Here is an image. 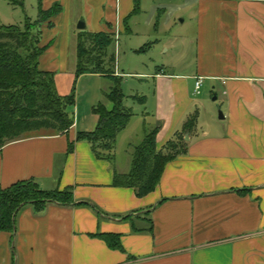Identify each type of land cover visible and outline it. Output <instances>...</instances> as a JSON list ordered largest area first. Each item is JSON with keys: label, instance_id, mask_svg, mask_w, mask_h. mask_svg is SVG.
Here are the masks:
<instances>
[{"label": "crops", "instance_id": "0c3cea01", "mask_svg": "<svg viewBox=\"0 0 264 264\" xmlns=\"http://www.w3.org/2000/svg\"><path fill=\"white\" fill-rule=\"evenodd\" d=\"M40 1L45 10L56 3L63 8L41 26L46 51L39 60L41 70L56 74L61 96L71 94L76 79L78 35L84 32L78 24L112 35L113 42L134 33L131 21L141 12V0ZM184 1L196 27L193 70L146 75L153 80V102L146 99L145 110L133 113L143 117V135L124 138L133 116L117 137L113 162L76 142L79 132L97 128L95 96L87 103L90 112L81 113L78 103L72 108L75 124L67 134L26 138L0 151V188L35 180L47 191L72 188L75 202L50 204L40 214L31 206L21 209L14 232H0V264H264V0ZM115 73L124 78L116 65ZM198 78L200 99L194 93ZM208 87L224 119L214 108L203 126L199 108ZM193 116L195 126L186 133ZM156 128L158 151L182 136L186 153L166 165L157 188L143 197L115 187V171H131L134 148ZM98 234L119 235L122 250Z\"/></svg>", "mask_w": 264, "mask_h": 264}, {"label": "trees", "instance_id": "16d2710c", "mask_svg": "<svg viewBox=\"0 0 264 264\" xmlns=\"http://www.w3.org/2000/svg\"><path fill=\"white\" fill-rule=\"evenodd\" d=\"M14 6H23V0H11ZM63 12L59 3L50 9L38 6V20L26 19L23 26H0V151L8 144L26 138L52 134L65 135L75 124L72 108L76 106L74 91L61 96L56 88L53 72L40 69V57L46 51L41 47V26ZM52 24H50V27ZM112 35L92 34L84 31L78 35L76 78L84 75H102L112 80L114 86L104 93L105 103L94 106L98 117L97 128L92 132H79L76 142H87L98 159L113 162L118 135L126 129L134 116L124 105L122 79L115 73V56L108 54ZM143 51V50H141ZM145 105L146 98H133ZM197 116L189 118L184 131L190 132ZM159 128L146 130L143 142L131 155L132 168L128 174L115 171V187L132 188L139 197L153 192L163 176L168 163L186 153L182 136L169 141L162 151L157 150ZM74 143L69 151H73ZM50 204L71 207L75 205L73 189L47 191L35 180L20 181L9 188H0V232H14L18 213L31 206L37 214ZM111 249L122 250L121 239L116 234H98Z\"/></svg>", "mask_w": 264, "mask_h": 264}, {"label": "rangeland", "instance_id": "374dc122", "mask_svg": "<svg viewBox=\"0 0 264 264\" xmlns=\"http://www.w3.org/2000/svg\"><path fill=\"white\" fill-rule=\"evenodd\" d=\"M38 6L39 0H23V6H14L11 0H0V26H23L27 18L36 22ZM190 10L192 8H187L184 0H141V12L134 15L131 21L134 33L120 34L109 46L108 54L115 56L116 69L124 76L121 81L126 96L124 104L133 108L135 115L145 109L142 104L132 101L131 96L148 99L150 106L153 102V80L146 75L155 74L160 69L168 73H189L193 70L196 27ZM79 78L73 82L72 91L81 113L90 112L87 103L94 96L99 99L96 105L106 104L104 93L114 86L111 79L86 75L78 83ZM203 92L204 88L201 87L200 95L195 94V98H202ZM213 93L214 90L208 87L207 100L200 104L203 126L211 121L214 108L218 112L216 118L220 117L219 102L214 101ZM147 123H151V120ZM143 127V117L134 119L124 138L138 141L137 137L143 135ZM124 141L120 142V158L125 156L126 149L121 145Z\"/></svg>", "mask_w": 264, "mask_h": 264}, {"label": "water", "instance_id": "95a60500", "mask_svg": "<svg viewBox=\"0 0 264 264\" xmlns=\"http://www.w3.org/2000/svg\"><path fill=\"white\" fill-rule=\"evenodd\" d=\"M78 29L80 31H85L86 30V24L84 21H81L79 24H78ZM216 99V98H215ZM220 119H224V116L222 115V113H220ZM186 140H188V138H186Z\"/></svg>", "mask_w": 264, "mask_h": 264}, {"label": "built area", "instance_id": "2783aa9c", "mask_svg": "<svg viewBox=\"0 0 264 264\" xmlns=\"http://www.w3.org/2000/svg\"><path fill=\"white\" fill-rule=\"evenodd\" d=\"M202 81L203 79L202 78H198L197 79V82H196V94H199L200 93V90H201V87H202Z\"/></svg>", "mask_w": 264, "mask_h": 264}]
</instances>
